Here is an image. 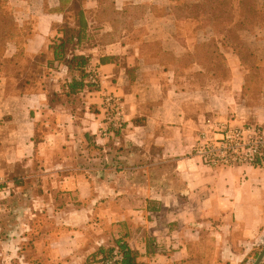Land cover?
<instances>
[{"label":"crops","instance_id":"1","mask_svg":"<svg viewBox=\"0 0 264 264\" xmlns=\"http://www.w3.org/2000/svg\"><path fill=\"white\" fill-rule=\"evenodd\" d=\"M1 1L13 21L0 46L1 262L102 264L121 242L141 264H249L264 241V164L209 168L191 152L208 117L264 129V95L236 111L249 69L222 47L231 96L219 116L165 59L191 51L178 4L197 0ZM75 8L84 32L67 38ZM252 39L264 46V33ZM93 68L101 90L86 84ZM103 92L124 101L123 128L107 137Z\"/></svg>","mask_w":264,"mask_h":264},{"label":"rangeland","instance_id":"2","mask_svg":"<svg viewBox=\"0 0 264 264\" xmlns=\"http://www.w3.org/2000/svg\"><path fill=\"white\" fill-rule=\"evenodd\" d=\"M106 3L110 0H105ZM202 0L194 2H181L178 4V17L181 19H188L186 28L188 34L190 32L194 36L193 46L191 51H188L180 58L165 57L171 59L174 65L178 67L177 76L181 77L182 82H193L202 87L205 95L215 103L214 113L221 116V106L225 105L227 97L231 94L228 92L227 81L230 78L229 63L225 59L222 47L232 48V40L224 38L225 29L232 27L235 21H238L243 13L240 0H232L233 9L230 12V22H222L215 19L217 16H210L204 13V10H195L192 6ZM3 2H0V9L5 12ZM264 0H256L257 15L253 20L246 22L244 28L240 29L236 34L239 35L240 44L245 48L247 53L246 60L242 63L246 69H251L247 73L246 84L241 92L242 102L236 106V111L240 114H248L254 112V107L259 99L264 95V88L262 84L263 74L261 72V62L257 58L256 51L264 50V46H259V42L252 39L253 34L264 33ZM107 10H105L106 12ZM185 32H183L184 34ZM206 38V39H205ZM236 45L238 42H234ZM222 44V46H221ZM239 46V44H238ZM255 60L253 59V57ZM252 57V58H251ZM252 62V63H251ZM251 64V65H248ZM249 67V68H248ZM184 69H187L186 71ZM180 80V79H179ZM262 127V126H261ZM4 211H0V222L9 219V205ZM4 209V208H3ZM6 216V217H5ZM8 224V222H7ZM264 246L263 243L252 253V264L258 253ZM0 264H3L0 260Z\"/></svg>","mask_w":264,"mask_h":264},{"label":"built area","instance_id":"3","mask_svg":"<svg viewBox=\"0 0 264 264\" xmlns=\"http://www.w3.org/2000/svg\"><path fill=\"white\" fill-rule=\"evenodd\" d=\"M86 82L94 90H101L102 81L96 69L87 71ZM102 126L100 135L107 137L122 130L124 124V101L111 92L102 94ZM191 155L209 168L264 164V129L255 123L234 125L215 117L204 120ZM122 253L116 248L106 263L119 261Z\"/></svg>","mask_w":264,"mask_h":264},{"label":"trees","instance_id":"4","mask_svg":"<svg viewBox=\"0 0 264 264\" xmlns=\"http://www.w3.org/2000/svg\"><path fill=\"white\" fill-rule=\"evenodd\" d=\"M76 2V1H75ZM240 4L242 5V15L238 21H235L233 23L232 27H229L225 29V34L224 38L226 39H231L233 42L232 44V49L237 53L239 56L241 62H244V59L246 60L247 53L244 52L246 51L243 46L240 44V37L238 34H236L240 29L244 28L245 23L253 20L254 17L257 15V8H256V0H240ZM195 10L197 9H202L203 15L206 13L207 15L210 16H217L215 19H219L222 22H230V12L233 9L232 6V0H202L201 2H198L192 6ZM264 7V6H263ZM76 18L79 20L80 28L79 29H74L70 27H64L61 31L63 32L65 37H69L71 34H76V35H81L84 32V26L81 12L78 10V8L73 9ZM12 18L9 17L8 15H5L1 9H0V46L1 42L3 41V36L7 30H9V26L12 24ZM63 39L61 38V41L58 42L57 40L54 41L52 44V48L55 52V55L59 53H63L68 46H66V43L68 42V39L65 41H62ZM234 42H238L237 45ZM239 44V46H238ZM253 57V56H252ZM251 57V58H252ZM255 60V58L253 57ZM68 63L70 66L74 64V66L79 69V72L84 76L83 74V67L86 63V59L84 56L80 55H74L70 59H67ZM252 63V62H251ZM251 65V64H248ZM249 68V67H248ZM249 70H251L249 68ZM77 83V82H76ZM86 84H88L86 82ZM89 85V84H88ZM118 247L122 253V259L119 261H114L110 263H106L105 261L102 264H141L137 261L138 253L134 250H131L127 245L124 243L119 242ZM111 256V250L108 249L106 259ZM264 264V263H263Z\"/></svg>","mask_w":264,"mask_h":264},{"label":"water","instance_id":"5","mask_svg":"<svg viewBox=\"0 0 264 264\" xmlns=\"http://www.w3.org/2000/svg\"><path fill=\"white\" fill-rule=\"evenodd\" d=\"M263 258H264V246L261 249V251L258 253L257 257L255 258L252 264H260Z\"/></svg>","mask_w":264,"mask_h":264}]
</instances>
